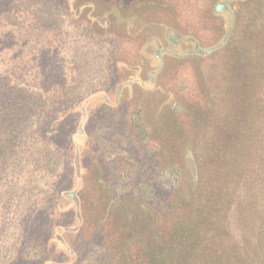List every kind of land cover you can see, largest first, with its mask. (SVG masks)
I'll list each match as a JSON object with an SVG mask.
<instances>
[{"label":"rangeland","instance_id":"1","mask_svg":"<svg viewBox=\"0 0 264 264\" xmlns=\"http://www.w3.org/2000/svg\"><path fill=\"white\" fill-rule=\"evenodd\" d=\"M30 1L0 10V68L20 82L0 88V264H109L129 243L135 263L156 247L136 264H244L157 248L169 202L201 185L245 228L256 213L264 108L231 105L236 15L215 12L239 0ZM14 96L28 124L11 133Z\"/></svg>","mask_w":264,"mask_h":264},{"label":"trees","instance_id":"2","mask_svg":"<svg viewBox=\"0 0 264 264\" xmlns=\"http://www.w3.org/2000/svg\"><path fill=\"white\" fill-rule=\"evenodd\" d=\"M24 1V0H23ZM57 10L58 6L74 5V0H49ZM61 1V2H59ZM12 0H0V10L9 7ZM40 4H45L47 0H31ZM224 2L215 5V12L224 8L235 11L234 33L230 34L225 42L229 41L233 45L230 58L226 61L228 96L231 105L238 106H261L264 108V0H239L233 7L224 6ZM79 9V5L76 10ZM251 29V33L245 35L243 31ZM224 42V43H225ZM8 69L0 68V88L7 86L1 81H6L9 77ZM9 78V83H13L9 92L15 94V89L20 82ZM43 96V95H40ZM42 108L45 97H40ZM26 98L20 99L14 96L9 102L8 109H12V116L9 123L10 132H16L18 128L27 127L28 122L23 113L18 112V103H22ZM43 114V113H42ZM1 125V122H0ZM29 125H32L29 123ZM264 133V131H263ZM264 135V134H263ZM8 136V135H7ZM11 137V136H10ZM3 137L0 131V144ZM1 147V145H0ZM219 150L222 147H216ZM215 150V151H216ZM2 154L6 151L2 149ZM47 156V155H46ZM222 153H216L214 160L219 164ZM218 166V165H216ZM215 168V167H214ZM214 170V169H213ZM214 184V183H212ZM259 185L254 191V213L249 228H245L240 220L237 210L225 201L211 195V190L215 185L204 188L197 192L181 193L178 199L169 202L166 214V222L163 226L165 233L164 242H158V246L169 244V240H176L180 244L182 254L206 255L218 253L224 249H235L241 255L244 264H264V173L261 174ZM259 190V191H258ZM191 196V197H190ZM189 205L188 209L185 207ZM155 238H158L155 235ZM151 243V242H150ZM132 243L126 247H120L117 255L109 258V264H136L141 262V258L146 257V262H151L155 258V245L148 251L143 249V253L138 257L137 262L130 257L129 251ZM109 254H106V256ZM114 257V258H113ZM108 258V257H107ZM232 262V260H230ZM145 262V264H146ZM233 263V262H232Z\"/></svg>","mask_w":264,"mask_h":264},{"label":"flooded vegetation","instance_id":"3","mask_svg":"<svg viewBox=\"0 0 264 264\" xmlns=\"http://www.w3.org/2000/svg\"><path fill=\"white\" fill-rule=\"evenodd\" d=\"M77 162H78V161H77ZM78 163H79V162H78ZM79 166H80V165H79ZM79 170L81 171V168H80ZM81 173H82V172H78V171H77L76 176L80 177L79 175H80ZM74 194H75V193H74ZM75 195H76V194H75ZM73 198L76 199L75 196H74ZM76 201H77V200H76Z\"/></svg>","mask_w":264,"mask_h":264}]
</instances>
